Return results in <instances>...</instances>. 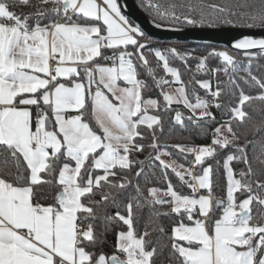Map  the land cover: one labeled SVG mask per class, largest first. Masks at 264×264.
<instances>
[{
  "label": "snow or ice",
  "instance_id": "obj_1",
  "mask_svg": "<svg viewBox=\"0 0 264 264\" xmlns=\"http://www.w3.org/2000/svg\"><path fill=\"white\" fill-rule=\"evenodd\" d=\"M16 3L33 6L31 0ZM14 7L9 0H0V264H157L156 258L169 245L148 240L147 227L142 234L136 232L134 208L144 204L152 209L151 223L168 214L155 208L164 205L192 222L190 226L181 219L168 237L169 258L177 264H264V214L256 219L251 208L254 202L264 207V175L253 171L232 127V120H245L246 102H264V78L227 50L208 54L221 58L222 67H209L208 56L196 61L197 70L222 72L233 86H237L235 74L243 71L261 91L257 96L240 91L231 120L212 130L210 144L173 145L182 155L193 157L188 167L179 165L177 170L174 160L162 159L172 155L159 143L164 114L174 112L176 125L184 128L187 119L198 133L207 134L200 122H215L210 109L221 107L219 83L213 90L208 80L195 81L214 98L211 103L195 91L190 97L182 72L171 66L178 59L190 71L191 54L175 47L154 50L171 80L157 78L145 54L150 50L146 34L122 14L118 0H41L34 17L19 15ZM147 7L159 21L157 27L184 23L264 31V0L258 8L246 3L237 8L206 5L203 0H168L166 6L149 0ZM232 47L251 59L250 50L264 53V38L245 35ZM138 68L152 77L162 99L145 97L150 85L138 78ZM173 84L179 87L172 89ZM174 105H183L190 114L185 117ZM148 138L149 144L140 143ZM146 148L155 153L148 159L159 162L166 188H141L144 162L136 160L135 154ZM233 149L223 163L225 203L215 197L213 167L206 158ZM233 161L241 165L239 170L233 168ZM136 167L133 184L128 173ZM197 167L200 171L194 172ZM170 168L191 195L175 189L168 178ZM46 185L57 193L47 206L36 199ZM199 190L204 194H197ZM237 193L244 198L238 199ZM124 200L125 214L119 210L114 216L107 214L109 206L119 209ZM214 209H222V217L214 220L210 234L207 220ZM98 210L105 213L99 234L92 222ZM113 222L126 226L117 233L114 253L91 250L102 246ZM158 230L164 233L162 226Z\"/></svg>",
  "mask_w": 264,
  "mask_h": 264
},
{
  "label": "trees",
  "instance_id": "obj_2",
  "mask_svg": "<svg viewBox=\"0 0 264 264\" xmlns=\"http://www.w3.org/2000/svg\"><path fill=\"white\" fill-rule=\"evenodd\" d=\"M9 3L15 4L13 10L22 16H33L37 11L36 6H40L41 2H37V0H31V4L33 6H23L16 3V0H9ZM138 7L152 20L154 16V12L147 7L149 4V0H136ZM159 3L162 6H166L168 0H159ZM203 3L206 5H226L232 8H237V6L241 3H246L251 5L252 8L260 7L261 0H203ZM239 10H248V9H239ZM198 18V17H197ZM159 23V21L154 20ZM163 26L174 27V28H221V27H231L227 25H222L220 27H201L191 26L184 23H179L175 25L164 24ZM147 44L149 45L150 50H146V56L150 61V66L155 70V75L157 78L164 77L169 79V76L163 71L160 62H158L153 52L156 49H165L175 47L182 52H187L190 55L188 60V65L190 67V71L187 70L184 66V62L178 59H173L171 61V66L178 67L182 72V79L187 83V90L191 97L193 91L201 98L208 100L211 95L206 90L200 88L198 83L195 81L200 80H208L212 84L213 90L216 89L217 84L219 83L220 88L222 89V95L220 97L221 107L217 109L213 107L210 111L215 116V122L212 121H201V124H205L208 132L207 134H200L195 129L194 125L190 123L187 119H185V127L182 128L179 125L174 123V115L175 113H165L164 114V131L162 134H158L160 136L159 143L161 144V150L169 151L172 153L171 156L162 157L166 162L172 163L173 160L175 163L179 165H184L188 167L190 162L192 161V156L188 154H181L173 145L181 144V145H208L211 143L212 139V130L215 127L219 126L220 123L231 120L232 112L231 108L238 106V99L240 95V91L243 90L245 94L250 96H257L260 93V89L255 85L254 82L248 79L247 74L243 71L235 74V81L237 86L230 85L226 82V77L221 72L219 74L208 73L206 71L197 70L196 61L204 56H208L209 53L214 51H224L227 50L230 54L240 63L242 66L251 67L252 72L258 77L264 78V53L260 51H252L254 56L249 59V57L243 54V50L236 49H222L219 47H213L209 45H197L193 43H170L165 41H155L147 37ZM109 54H111L109 52ZM101 63H105V61H100ZM207 63L209 67H222L223 61L221 58L216 56H208ZM138 72L140 73L138 78L146 80L150 88L145 92L146 98L153 99H162L159 96V89L155 87L152 77L147 73L144 68H138ZM170 80V79H169ZM179 85H172V88L178 87ZM194 102V100H193ZM174 108L179 110L185 117H187L190 113L187 109L183 107V105H174ZM243 110L247 113V116L243 122H239L236 120H232V127L239 137L237 141L239 146H243L246 148L249 159L252 161L253 171L257 174V176L264 175V102L256 99L246 102L243 105ZM149 114H154L152 110H150ZM85 118L89 120L91 125L95 127V122L90 116L89 113H86ZM145 135L148 136V130L143 129ZM151 142L150 138L141 140L140 143L149 144ZM151 153V149H145L143 153H136L135 159L138 161L144 162V174L139 178L140 186L142 189L157 186L161 188H166L165 177L162 175L163 169L159 166L158 161H150L149 155ZM155 155V153H151ZM227 154H234V149L232 152L229 150H221L216 158H206V164H211L213 167V192L215 194L216 199H223L225 203L227 202V178L226 173L223 168L224 158H226ZM185 156L187 157L185 159ZM171 160V161H170ZM219 161V163H217ZM232 166L234 169L239 170L241 165L236 161H233ZM138 170V167L134 168L132 172L128 173L129 177L132 179L133 184L136 183L137 178L134 173ZM200 169L197 167L196 172H199ZM168 178L172 180V183L175 189L184 195H191V189L186 186L183 182L179 181V179L172 173L171 168L168 169ZM132 192V195H135V191L129 189ZM204 192L205 190H201ZM56 191L51 186H44V188L37 194L36 199L44 205H51L54 203V197L56 195ZM146 195V193H145ZM238 199L244 198L243 194H236ZM163 199H167L166 197H162ZM99 199V197H97ZM127 200H124L119 209L114 206H109L107 208V214L114 216L115 213L119 210L121 214H125V210L123 204L126 203ZM141 202L143 203V198H141ZM135 204V201H133ZM156 210L160 213H168L166 215H160L156 218V223L150 222V212L152 209L144 204L142 208H134L135 214V222L134 227L138 234H142L145 228L147 227L150 231V235L147 237L148 240L154 241L159 239L160 244L169 245V248L164 250L163 255L157 257V264H177V261L169 258L170 253V241L168 239L171 234V229L178 225V223L183 219V222L186 224H192V222L188 221L186 217H181L176 215L175 213L169 212V206H155ZM252 214L254 218L261 219L262 214H264V207L260 205L254 204L251 206ZM104 212L98 210L97 218L92 221L95 226L96 232L99 234L103 232L104 222L101 217L104 215ZM222 215V209H214L213 213L210 215L208 219V226L211 230V227L214 223L215 219H218ZM164 228V233L162 234L158 229L159 227ZM155 229V230H154ZM121 230H126V226L122 224V222H113L110 230L104 233L103 236V244L102 246H97L95 249H91L96 251L97 253L103 252L105 254L111 255L115 251V244L117 239V233ZM184 243V242H180Z\"/></svg>",
  "mask_w": 264,
  "mask_h": 264
},
{
  "label": "water",
  "instance_id": "obj_3",
  "mask_svg": "<svg viewBox=\"0 0 264 264\" xmlns=\"http://www.w3.org/2000/svg\"><path fill=\"white\" fill-rule=\"evenodd\" d=\"M124 14L132 24L143 30L147 37L155 41L170 43H193L209 45L222 49L232 47L238 38L245 35L253 38H264V31L237 27L221 28H174L168 26L157 27V22L147 16L137 5L136 0H118ZM250 51H260L258 49Z\"/></svg>",
  "mask_w": 264,
  "mask_h": 264
},
{
  "label": "built area",
  "instance_id": "obj_4",
  "mask_svg": "<svg viewBox=\"0 0 264 264\" xmlns=\"http://www.w3.org/2000/svg\"><path fill=\"white\" fill-rule=\"evenodd\" d=\"M37 2H41V0H37ZM146 43L148 42L147 40L145 41ZM214 98L210 95L209 98H208V101L211 103L213 102ZM213 108V107H212ZM192 160H193V157H192ZM194 172H196V168L193 169ZM202 191L199 190L197 194H201ZM85 225H82V227H84Z\"/></svg>",
  "mask_w": 264,
  "mask_h": 264
},
{
  "label": "crops",
  "instance_id": "obj_5",
  "mask_svg": "<svg viewBox=\"0 0 264 264\" xmlns=\"http://www.w3.org/2000/svg\"><path fill=\"white\" fill-rule=\"evenodd\" d=\"M106 64H108V65H110V62H105ZM42 75V74H41ZM66 82V81H65ZM121 85L122 86H125V85H123V82L121 81ZM171 161V160H170ZM177 165V164H176ZM178 166V165H177ZM201 194H204V192H202ZM222 217V215L219 217V218H221ZM194 218H201V217H194ZM209 219V218H208ZM207 224H208V220H207ZM190 226H192V224H190ZM209 227V226H208ZM210 230V229H209ZM210 234H211V230H210Z\"/></svg>",
  "mask_w": 264,
  "mask_h": 264
},
{
  "label": "rangeland",
  "instance_id": "obj_6",
  "mask_svg": "<svg viewBox=\"0 0 264 264\" xmlns=\"http://www.w3.org/2000/svg\"><path fill=\"white\" fill-rule=\"evenodd\" d=\"M169 79L171 80V77H169ZM179 87V86H178ZM172 89H174V88H172ZM171 90V89H170ZM197 115H199V112L197 113ZM177 170H181L180 168H179V166H177Z\"/></svg>",
  "mask_w": 264,
  "mask_h": 264
}]
</instances>
